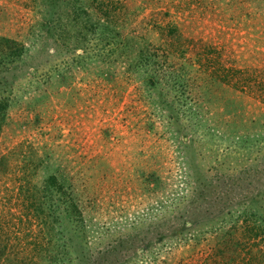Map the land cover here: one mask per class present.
Listing matches in <instances>:
<instances>
[{"label": "rangeland", "instance_id": "obj_1", "mask_svg": "<svg viewBox=\"0 0 264 264\" xmlns=\"http://www.w3.org/2000/svg\"><path fill=\"white\" fill-rule=\"evenodd\" d=\"M0 102V264H264V0H0Z\"/></svg>", "mask_w": 264, "mask_h": 264}, {"label": "trees", "instance_id": "obj_2", "mask_svg": "<svg viewBox=\"0 0 264 264\" xmlns=\"http://www.w3.org/2000/svg\"><path fill=\"white\" fill-rule=\"evenodd\" d=\"M140 55H141V53H140ZM143 58L144 57H147V55L146 54H143V56H142ZM145 59V58H144ZM144 59H142L143 60V62L144 61H146V60H144ZM155 59V61L157 60V57H153V60ZM147 60H149V57H148V59ZM151 63L153 62L152 60L150 61ZM164 62H165V60H163V61H161L159 64H156V65H158V66H163L164 65ZM153 64V63H152ZM4 110H5V103L4 102H0V118H1V116L3 115V112H4ZM49 179H50V181L51 182H54V180H55V178L54 177H49ZM47 196H45V197H43L44 199L46 198ZM44 199H40V200H38V203H37V205L36 206H34V208L38 211V212H41V213H44V214H46V215H48V216H50V209H51V205H49V204H47L44 208H43V200ZM58 244V243H57ZM52 264V263H51Z\"/></svg>", "mask_w": 264, "mask_h": 264}]
</instances>
